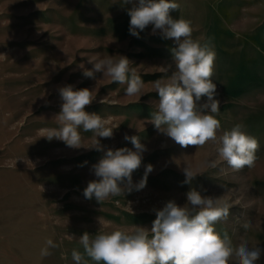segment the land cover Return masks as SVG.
<instances>
[{"label":"rangeland","instance_id":"374dc122","mask_svg":"<svg viewBox=\"0 0 264 264\" xmlns=\"http://www.w3.org/2000/svg\"><path fill=\"white\" fill-rule=\"evenodd\" d=\"M174 2L179 8L170 15L189 20L192 38L215 52L217 137L243 125L259 141L255 166L234 171L219 157L217 143L182 148L150 123L159 99L154 82L175 70L171 50L177 45L159 30L153 35L151 25L139 38L130 34L128 10L138 0H0V264H75L71 253L84 254V232L94 238L116 229H150L156 210L168 201L183 206L193 188L230 205L215 231L227 233L233 246L247 241L250 249L261 248L257 264H264V0ZM120 55L144 81L142 95L126 96V84L100 73L96 79L83 75L93 67L90 60ZM69 84L89 88L94 100L85 110L115 128L113 138H97L104 150H134L124 135L139 136L147 150L133 184L153 166L143 189L101 203L84 197L88 182L97 179L92 166L104 155L93 147V133L79 130V149L42 137L43 129L59 127L58 89ZM186 167L197 174L189 184L182 183ZM47 239L57 247L42 257Z\"/></svg>","mask_w":264,"mask_h":264},{"label":"clouds","instance_id":"9594fccd","mask_svg":"<svg viewBox=\"0 0 264 264\" xmlns=\"http://www.w3.org/2000/svg\"><path fill=\"white\" fill-rule=\"evenodd\" d=\"M130 2L124 0V4ZM178 8L174 0H138V5L128 10L131 35L139 38V33L151 25L153 35L159 30L163 38L173 39L177 45L171 50L175 70L166 80L154 82L159 99L157 110L150 114V123L182 148L197 149L208 142L217 143L219 157L234 171L252 168L260 145L257 138L243 130V125L237 124L217 137L221 124L213 115L220 110L217 84L212 80L215 52L207 43L192 38L189 20L174 19L170 15ZM130 62L123 55L119 59L107 56L96 62L90 60L93 67L86 69L83 75L96 79V74L100 73L110 77L113 83L126 84V96L142 95L144 81L129 67ZM58 92L62 104L54 117L59 127L43 129L42 137L48 141L57 139L70 148L79 149L82 143L79 130L83 129L93 133V147L104 152L99 162L92 166L97 179L88 182L83 190L84 197L95 198L101 203L110 196L143 189L153 166L148 164L142 179L133 184L132 174L140 168L147 150L139 136L124 135V140L130 141L134 150L127 147L104 150L97 138H113L115 128L108 126V121L98 113L85 110L94 100L91 90L75 89L69 84L60 87ZM100 102L103 103V99ZM207 163L212 168L217 166L216 161ZM183 171L184 184L191 183L197 175L187 167ZM186 199L183 206L168 201L156 210L150 229L143 226L133 230L116 229L99 233L94 238L84 232L80 236L84 254L74 249L72 259L75 264H88L84 255L96 264H230L235 257L234 264H257L261 248L250 249L247 241L233 246L227 233L222 237L215 231L214 225L229 215L230 205L226 201L202 195L194 188L186 193ZM243 227L247 229L248 224ZM48 247L57 245L47 239L46 247L41 249L42 257L50 255Z\"/></svg>","mask_w":264,"mask_h":264}]
</instances>
